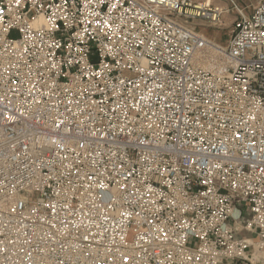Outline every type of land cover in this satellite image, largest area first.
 <instances>
[{"label":"built area","instance_id":"1","mask_svg":"<svg viewBox=\"0 0 264 264\" xmlns=\"http://www.w3.org/2000/svg\"><path fill=\"white\" fill-rule=\"evenodd\" d=\"M220 14L0 0V264H264V0Z\"/></svg>","mask_w":264,"mask_h":264},{"label":"rangeland","instance_id":"2","mask_svg":"<svg viewBox=\"0 0 264 264\" xmlns=\"http://www.w3.org/2000/svg\"><path fill=\"white\" fill-rule=\"evenodd\" d=\"M193 3L207 4V0H190ZM257 0H209L207 5L218 7L221 10L218 21L209 18L192 19L187 22L189 27L203 34L205 38L215 43L225 45L227 42L232 23L243 14L251 15L253 6ZM12 37H16L12 33Z\"/></svg>","mask_w":264,"mask_h":264},{"label":"bare ground","instance_id":"3","mask_svg":"<svg viewBox=\"0 0 264 264\" xmlns=\"http://www.w3.org/2000/svg\"><path fill=\"white\" fill-rule=\"evenodd\" d=\"M209 3V0H207V4Z\"/></svg>","mask_w":264,"mask_h":264}]
</instances>
